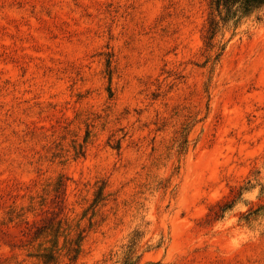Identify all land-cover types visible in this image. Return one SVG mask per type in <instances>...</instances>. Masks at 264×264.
<instances>
[{"label": "rangeland", "instance_id": "obj_1", "mask_svg": "<svg viewBox=\"0 0 264 264\" xmlns=\"http://www.w3.org/2000/svg\"><path fill=\"white\" fill-rule=\"evenodd\" d=\"M208 13L0 0V264H40L66 215L87 235L61 264H121L136 232L146 264H264V11L214 47Z\"/></svg>", "mask_w": 264, "mask_h": 264}, {"label": "trees", "instance_id": "obj_2", "mask_svg": "<svg viewBox=\"0 0 264 264\" xmlns=\"http://www.w3.org/2000/svg\"><path fill=\"white\" fill-rule=\"evenodd\" d=\"M264 11V0H209V13L207 17L206 28V45L208 47L215 46V38L218 34H224L225 30L236 27L243 19L252 15L260 18V14ZM224 45H219V49L224 50ZM221 53H218L220 55ZM187 127L181 131V139L179 141L180 149L184 148L187 143ZM101 187L100 190L103 189ZM101 192L96 197L98 201ZM106 199L105 197L101 198ZM96 204V203H95ZM98 204V203H97ZM229 204L226 205V208ZM225 210V207L223 208ZM75 231L72 234V231ZM52 235V239H46ZM86 229L80 224L76 228L72 226L69 217L63 216L52 226L38 228L35 231L34 240L40 239L38 247L29 255L37 258L40 264H61L62 261L68 259L73 263L77 260L83 241L86 237ZM60 237L64 238L63 244H60ZM141 237L140 232H136L125 251L121 264H146L142 262L143 253H138V241Z\"/></svg>", "mask_w": 264, "mask_h": 264}]
</instances>
